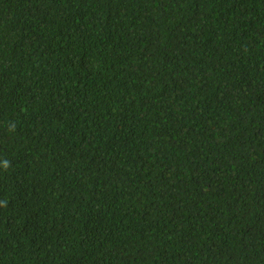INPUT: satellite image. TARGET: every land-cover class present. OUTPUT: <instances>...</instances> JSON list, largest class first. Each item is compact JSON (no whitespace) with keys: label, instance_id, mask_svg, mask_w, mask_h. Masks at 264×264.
Here are the masks:
<instances>
[{"label":"trees","instance_id":"trees-1","mask_svg":"<svg viewBox=\"0 0 264 264\" xmlns=\"http://www.w3.org/2000/svg\"><path fill=\"white\" fill-rule=\"evenodd\" d=\"M0 264H264V0H0Z\"/></svg>","mask_w":264,"mask_h":264},{"label":"clouds","instance_id":"clouds-1","mask_svg":"<svg viewBox=\"0 0 264 264\" xmlns=\"http://www.w3.org/2000/svg\"><path fill=\"white\" fill-rule=\"evenodd\" d=\"M9 166V162L7 160L4 161V168L7 169Z\"/></svg>","mask_w":264,"mask_h":264}]
</instances>
